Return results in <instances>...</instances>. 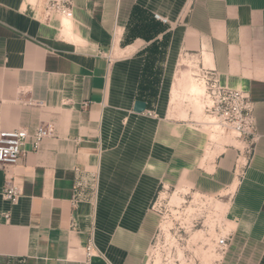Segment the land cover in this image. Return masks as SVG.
<instances>
[{"label":"crops","instance_id":"1","mask_svg":"<svg viewBox=\"0 0 264 264\" xmlns=\"http://www.w3.org/2000/svg\"><path fill=\"white\" fill-rule=\"evenodd\" d=\"M71 21L67 37L40 2L0 0V130L53 128L0 166V264H84L89 241L100 252L90 264H141L156 191L189 162L193 188L227 202L223 264H264V0H74ZM118 24L127 41L109 61ZM184 52L254 104L257 137L227 146L209 177L189 157L197 132L156 111ZM10 182L22 191L14 204L2 196Z\"/></svg>","mask_w":264,"mask_h":264},{"label":"rangeland","instance_id":"2","mask_svg":"<svg viewBox=\"0 0 264 264\" xmlns=\"http://www.w3.org/2000/svg\"><path fill=\"white\" fill-rule=\"evenodd\" d=\"M137 16L141 23L147 19L143 13L137 14ZM58 19L60 22L61 19ZM121 26L118 24L113 31V42L107 49L110 59L120 54V50H115V47H119V44L123 45L127 41L128 27L130 26L125 25L124 30L121 29ZM121 33L124 35L119 41ZM193 53L184 52L174 62L173 68H171L173 74L168 78L169 88L161 108L156 111L161 117L182 127L184 129L182 132L188 133L187 128H192L197 132L196 136L198 137L195 139L199 138V147H195L194 150L190 149L189 157L195 155L201 168L198 169L195 166L194 169L200 170L202 176L209 177L213 172L214 160L221 151L226 150L227 146L233 145L234 149H243V146H246L248 150L249 139L239 136L235 130L224 129L225 131L216 133L217 140H209V134L213 128L211 121L206 120L204 116L202 118L203 114H197L194 111L189 98L176 84V79L182 71L191 70L193 77L202 78L204 71H200V56ZM182 58L183 60H181ZM205 106L206 104H204L203 113L207 116L209 112ZM187 142L189 144L197 143L192 139ZM208 146L213 151V157H207L203 161L205 149ZM242 158L243 156L239 158L237 169L242 163ZM192 167V163H187L182 174H178L177 181V174L171 172L170 183H165V186H159L157 189L150 205L157 219L156 230L143 254L141 264H154L157 259H159L158 264H223L227 247L223 251L219 250L215 240L220 235L228 234L227 228L224 226L227 202L222 201V196L193 188ZM174 192L178 193L181 198L172 200ZM227 192H229L227 189L221 190L219 194L225 195ZM162 224H169V234L162 229ZM178 250L183 252L182 256H179Z\"/></svg>","mask_w":264,"mask_h":264},{"label":"built area","instance_id":"3","mask_svg":"<svg viewBox=\"0 0 264 264\" xmlns=\"http://www.w3.org/2000/svg\"><path fill=\"white\" fill-rule=\"evenodd\" d=\"M32 1V0H31ZM40 2L45 20L52 17L72 19L74 0H34ZM153 16L166 22L159 14ZM110 61V58L107 57ZM202 80L206 85L207 96L211 104L206 103L208 116L214 118L212 125L220 127L222 131L235 130L239 136L249 139V144L257 137L254 104L247 91L230 88L220 84L218 77L211 71L204 70ZM152 115V112H149ZM209 118L210 120H212ZM53 135L50 124L39 125L29 131L27 128H9L0 130V166L16 165L24 153V144L28 139L32 141V149L39 148L42 141ZM248 144V145H249ZM250 147V146H249ZM248 147V148H249ZM21 189L13 182L8 183L3 191V198L14 204L21 195ZM7 217V214H5ZM229 234L220 235L216 240L219 250H224L228 244ZM100 254L92 241L84 249V264H90L91 259Z\"/></svg>","mask_w":264,"mask_h":264},{"label":"bare ground","instance_id":"4","mask_svg":"<svg viewBox=\"0 0 264 264\" xmlns=\"http://www.w3.org/2000/svg\"><path fill=\"white\" fill-rule=\"evenodd\" d=\"M55 18H60L61 19L60 23L63 26V32L65 33V35L67 37H71V35H72V33H71V27H72L71 19L64 18V17H58V16L55 17ZM176 84L179 87H181L183 92H185V94L187 95V97L190 100V103L193 105L194 111L197 114H201V115L203 114L202 118L204 116V118L206 120H210L209 118H211V117H209L208 115L206 116L203 113L204 104H206V103L211 104V100L207 96L206 85H205L204 80H202V78L201 79H197V78L193 77L192 71L191 70H187L186 72L182 71V73L176 79ZM211 119L212 120H210V121H213L214 118H211ZM212 127H211L212 131L209 134V140L215 141V140H217V134L221 133L223 131L220 129V127L216 126V124L212 125ZM211 150L212 149H211L210 146H208L205 149V156L203 157V161L207 157H210V156L213 157V151H211ZM235 182H236V180L233 183V186H232L233 188H234ZM162 195H163V193H162ZM180 198L181 197L178 195V193L174 192L172 194V200L173 199H180ZM161 226H162V229H164V231L167 234H169V229H168L169 224L168 225L167 224H162ZM178 253H179V256L183 255V252L181 250H178ZM158 263H159V259H157L154 264H158ZM162 264H165V263H162Z\"/></svg>","mask_w":264,"mask_h":264},{"label":"water","instance_id":"5","mask_svg":"<svg viewBox=\"0 0 264 264\" xmlns=\"http://www.w3.org/2000/svg\"><path fill=\"white\" fill-rule=\"evenodd\" d=\"M146 109V102L143 100H136L133 105V111L143 113Z\"/></svg>","mask_w":264,"mask_h":264}]
</instances>
